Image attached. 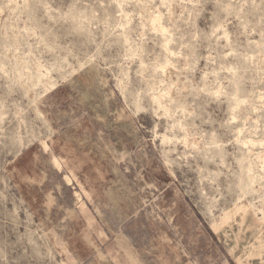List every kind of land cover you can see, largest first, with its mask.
<instances>
[{
  "label": "rangeland",
  "instance_id": "1",
  "mask_svg": "<svg viewBox=\"0 0 264 264\" xmlns=\"http://www.w3.org/2000/svg\"><path fill=\"white\" fill-rule=\"evenodd\" d=\"M0 264H264V0H0Z\"/></svg>",
  "mask_w": 264,
  "mask_h": 264
}]
</instances>
